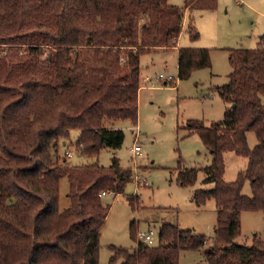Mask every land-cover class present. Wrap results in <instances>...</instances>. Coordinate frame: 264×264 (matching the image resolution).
<instances>
[{"label": "trees", "instance_id": "16d2710c", "mask_svg": "<svg viewBox=\"0 0 264 264\" xmlns=\"http://www.w3.org/2000/svg\"><path fill=\"white\" fill-rule=\"evenodd\" d=\"M218 0H0V264H99L100 238L110 205L102 191L123 193L133 180L118 156L65 165L60 141L79 129L77 147L88 156L125 139L106 119L138 122L141 56L175 48L187 9H215ZM191 39L200 35L193 18ZM6 46L7 48H2ZM178 77L211 67V50L178 46ZM232 71L215 91L224 119L206 125L189 119L190 133L215 131V163L206 168L215 189L217 221L211 245L203 233L164 221L149 244L130 223L133 249L109 245L111 262L180 264L182 251L203 248L211 264H264V240L238 243L243 210L264 209V45L230 50ZM165 83H167L165 81ZM248 131L246 170L236 183L221 180L223 153L238 150ZM246 148V149H245ZM69 179L70 205L60 209V180ZM253 195L243 193L245 181ZM200 194L196 193L199 197ZM139 197L128 196L132 205Z\"/></svg>", "mask_w": 264, "mask_h": 264}, {"label": "rangeland", "instance_id": "374dc122", "mask_svg": "<svg viewBox=\"0 0 264 264\" xmlns=\"http://www.w3.org/2000/svg\"><path fill=\"white\" fill-rule=\"evenodd\" d=\"M187 0H169L184 7ZM193 18L200 35L191 39L188 25ZM264 45V0H218L215 9L186 10L178 46L206 47L211 50V67L193 71L187 79L178 77V49L156 48L141 56V87L139 90L138 122L130 119H106L111 128L125 132L122 146L104 147L98 155L88 156L77 147L79 129H72L68 138L61 139L59 156L63 164H87L98 161L109 166L114 155L123 168L133 171L123 193L109 192L103 200L110 205L100 238L99 264L111 262V244L133 249L136 242L130 236V223L136 220L137 233L154 231L157 241L164 221L181 228H190L211 238L217 221V200L207 192L215 189V182L208 179L206 168L215 163L209 145L216 142L215 131L190 133L189 119H200L206 125L224 119L226 102L215 91L217 85L230 79L232 65L229 61L233 48H255ZM2 48H7L2 46ZM173 75L174 80L165 83L159 74ZM146 77V79H145ZM244 142L254 148L259 142L256 131H248L240 138L238 150L223 153L225 171L221 180L236 183L248 165L244 155ZM140 143L142 152L134 155L131 147ZM246 149V148H245ZM71 155H67L68 152ZM69 179L60 180V209L70 205ZM196 193L200 196L197 197ZM243 193L253 195L251 182L246 179ZM139 197L132 205L128 196ZM241 234L238 243H252L254 233L264 240V209L243 210ZM180 264H211L203 248L184 250Z\"/></svg>", "mask_w": 264, "mask_h": 264}, {"label": "built area", "instance_id": "2783aa9c", "mask_svg": "<svg viewBox=\"0 0 264 264\" xmlns=\"http://www.w3.org/2000/svg\"><path fill=\"white\" fill-rule=\"evenodd\" d=\"M159 79H163L166 82H170L172 80H174V76L169 74V75H164L163 73L159 74ZM131 151L134 155H139L142 152V147L140 145V143H135L132 147H131ZM67 155H71V152L69 151L67 153ZM102 195H107L108 192L106 191H102L101 193ZM139 236L140 238H142L145 242H148L149 244H154L156 243L155 237H154V231L153 230H148V231H141L139 232ZM158 238V237H157Z\"/></svg>", "mask_w": 264, "mask_h": 264}, {"label": "crops", "instance_id": "0c3cea01", "mask_svg": "<svg viewBox=\"0 0 264 264\" xmlns=\"http://www.w3.org/2000/svg\"><path fill=\"white\" fill-rule=\"evenodd\" d=\"M145 79H146V77H145Z\"/></svg>", "mask_w": 264, "mask_h": 264}]
</instances>
